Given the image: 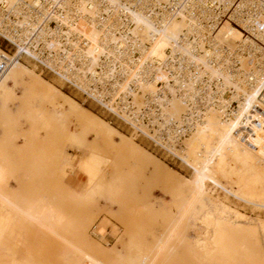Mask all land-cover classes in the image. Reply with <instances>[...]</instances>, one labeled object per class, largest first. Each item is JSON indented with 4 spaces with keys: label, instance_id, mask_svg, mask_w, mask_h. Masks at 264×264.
<instances>
[{
    "label": "rangeland",
    "instance_id": "rangeland-1",
    "mask_svg": "<svg viewBox=\"0 0 264 264\" xmlns=\"http://www.w3.org/2000/svg\"><path fill=\"white\" fill-rule=\"evenodd\" d=\"M23 64L129 136L133 148L139 145L144 150L137 151L142 162L136 163L126 156L125 150H114L100 140L89 138L78 151L73 146L67 147L60 133L41 129L28 121L25 111L32 92L28 84L18 81L22 88L19 99L8 102L7 113L0 114V137L3 138L0 154L18 173L16 188L40 186L76 219L86 214L92 219L88 217L91 222L79 230H58L40 233V236L35 224H26L20 216L10 219L2 245L15 264H25L26 260V264H123L129 256L140 264H193V256L199 258V264H218L217 252L221 248L222 257V247L225 264H264V121L257 117L258 122L251 126L250 145L237 134L236 143L231 142L235 139L233 136L221 145L217 159L209 165L205 152L187 153L186 144L181 158L184 164L148 139L135 137L128 126L94 102L85 100L76 90L67 88L56 76L40 73L27 60ZM219 134L210 135L208 143H217ZM61 151L66 152L65 160L56 168L55 161L47 158ZM37 153L47 160L45 173L33 180L25 179L31 157ZM177 175L193 182L199 191L197 196H181L170 207L149 209L151 201L170 191ZM110 184L113 191L107 193ZM89 186L97 189L99 196L82 202L61 196L66 188L84 192ZM19 196L21 202L26 200L24 192ZM192 205L194 211L190 209ZM0 207L8 214V204L0 203ZM15 210L19 211L11 209ZM175 221L180 222L183 242L174 243L160 254L157 245ZM93 225L103 234L102 239L89 234ZM18 234L23 235L15 240ZM109 246L118 248L120 253L112 254Z\"/></svg>",
    "mask_w": 264,
    "mask_h": 264
},
{
    "label": "built area",
    "instance_id": "built-area-1",
    "mask_svg": "<svg viewBox=\"0 0 264 264\" xmlns=\"http://www.w3.org/2000/svg\"><path fill=\"white\" fill-rule=\"evenodd\" d=\"M130 10L156 25L184 17V50L169 48L164 60L145 57L149 44L133 32ZM260 16L262 0H0V80L14 59L27 60L184 163L176 152L208 108L229 118L256 85L264 69ZM79 19L97 28L95 43L79 31ZM223 26L242 34L232 39L228 30L219 33ZM92 44L100 47L96 58L87 52ZM244 57L252 59L250 66H242ZM160 71L166 80L157 79ZM149 83L154 91L135 105L133 94ZM172 92L185 104L178 118L162 107ZM257 116L264 121V84L239 121L237 133L249 145Z\"/></svg>",
    "mask_w": 264,
    "mask_h": 264
},
{
    "label": "bare ground",
    "instance_id": "bare-ground-1",
    "mask_svg": "<svg viewBox=\"0 0 264 264\" xmlns=\"http://www.w3.org/2000/svg\"><path fill=\"white\" fill-rule=\"evenodd\" d=\"M130 14L135 25L133 32L139 33L142 39L149 44L145 57H155L156 59L164 60L167 55V49L176 48L184 50L179 44V35L185 27L184 17H170L169 19L164 20L161 25H156L143 13L130 10ZM257 24L259 27L264 28V16L259 17ZM77 26L79 31L88 39L93 43L96 42L98 30L92 23L79 19ZM227 30L229 31L228 36H231L232 39H237L242 34L241 30L238 28L228 29L226 26H223V28L219 30V33ZM99 49L100 47L94 49L92 44L87 52L89 55L96 58L97 54L100 52ZM241 64L243 67H248L252 64V59L244 57L241 59ZM157 79L166 80L167 74L164 71H160L159 74H157ZM18 81L28 84V88L32 92V99H30L25 113L28 121L33 123V126L38 124L41 129H53L55 132L57 131L64 137L66 146H73L76 151H78L79 148H81V146L90 138L91 140L103 141L114 150H125L128 158L136 163L142 162L137 151L144 149L139 145L137 149L133 148V146L129 144V136L120 133L109 122H105L102 118L87 108H84L79 102L71 96L63 93L53 83L40 78L32 68L22 62L16 61L15 59L11 62L9 68L0 80V114L4 115L7 113L8 102L19 99L22 88L21 85L18 84ZM263 84L264 69L259 72V74L257 73L256 85L251 88L250 91L244 93V101L239 105V108L234 115L229 118H223L222 112L218 108H208L203 121L198 123L190 132L187 137L188 139L186 138L183 142L184 147L179 152H176V155L181 159L185 153L187 144V153H192L194 151L205 152L206 164H211L212 161L217 159V154L221 145L227 144L228 140L233 136L235 139L234 141L231 140V142L236 143L240 118L246 113L250 103L256 99V95ZM17 89L20 90V93ZM153 89L154 87L150 83L140 84L139 90L141 93L133 94V103L137 106H141L143 103V95L154 91ZM162 107L166 114L175 118H178L185 110L183 100L175 96L173 92L172 96L167 99ZM6 124H9V122ZM34 128L35 127H33V129ZM219 132L220 138L218 142L210 145L208 143L210 135ZM65 153V151H61L58 155L56 153V155L52 154L51 157L49 156L47 159L55 161V164L57 165L56 168H58L63 160H65ZM37 155L38 153L34 154L33 158L31 157L32 160H30V164L23 176L25 179L33 180L37 176L45 173V166L48 165V163H45L47 160L45 161L44 158L40 157L41 155ZM43 160L46 165L42 164ZM17 178L18 173L9 168L7 158L0 154V203L2 205H9L8 214H10L11 209L18 208L19 213H13L14 218L20 216L24 221L35 224L39 231L36 230L39 233V236L40 233L45 235L47 232L58 230L69 231L74 228L79 230L87 223L91 222H89V219L91 218V215L89 214V216L86 214L83 218L76 219L70 213L66 212L62 203L58 201L56 197H53L54 195L52 196L40 186L19 190L16 188V184H11V181L13 182ZM112 191L113 184H110L107 187V193H112ZM20 192H24L27 195L25 201H20ZM198 192L197 187L189 180V178L177 175L175 181L172 183L170 191L160 197H156L154 201H151L148 204V208L152 211L157 208H167L175 203L181 196H197ZM96 195L99 196V191L91 186L87 187L84 192H80L78 189L74 188H66L61 194V196H68L77 202L88 201ZM193 205L190 208L191 211H194ZM211 211H213V209ZM262 225L264 226V222H262ZM93 226V231L91 227V230L89 229V234L93 235L94 233V236L102 239L103 234L99 231L97 225ZM2 234L3 228L0 227V243ZM183 238L184 236L180 232V222L175 221L167 227L165 234L162 236L161 242L157 245V251L160 254H164L170 246L174 243L181 242ZM110 250L112 254L120 253L119 249L114 246L110 247ZM12 259L13 258L8 250L2 251L0 248V264H12ZM125 262H128L129 264L141 263L137 259L130 258V256ZM116 263L118 262L116 261Z\"/></svg>",
    "mask_w": 264,
    "mask_h": 264
},
{
    "label": "crops",
    "instance_id": "crops-1",
    "mask_svg": "<svg viewBox=\"0 0 264 264\" xmlns=\"http://www.w3.org/2000/svg\"><path fill=\"white\" fill-rule=\"evenodd\" d=\"M0 143H3V138H1L0 137ZM9 156H10V154L9 153H7ZM10 169H11V167H9ZM15 181H11V184L12 185H15L16 184V182L14 183ZM13 213H15V214H18L19 213V211H11L10 212V214H7V213H5V211H3V208L2 207H0V227H2L3 228V234H2V239H1V243H0V248H1V250L3 251V250H8V249H6L3 245H2V242H3V240L5 239V233H6V226H7V224H8V222L10 221V219H14V214ZM24 221V220H23ZM26 222V221H25ZM26 224H28L29 225V223L28 222H26ZM18 232H23L22 230L21 231H18ZM23 234H18L17 235V237H14V239L16 240L17 238H19L20 236H22ZM13 238V237H12ZM110 247L111 246H109L108 248L110 249ZM220 247V246H219ZM190 248L187 246V250H189ZM192 249H194V247L192 248ZM194 252V251H193ZM222 257H221V248H219L218 249V252H217V261H218V264H225V261H226V257H225V249H224V247H222ZM193 264H194V261H195V259H196V264H199V258H195L194 256H193ZM215 259V258H214ZM28 261L26 260V262H25V264L27 263ZM125 262V261H124ZM123 262V263H124ZM106 263H108V262H106ZM111 263V262H110ZM125 263H128V262H125ZM12 264H15L14 262H12ZM129 264V263H128ZM203 264V263H202Z\"/></svg>",
    "mask_w": 264,
    "mask_h": 264
}]
</instances>
